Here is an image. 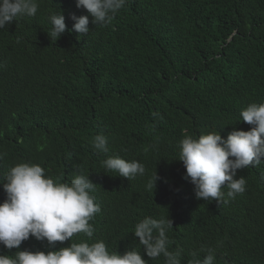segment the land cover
<instances>
[{
    "label": "trees",
    "instance_id": "1",
    "mask_svg": "<svg viewBox=\"0 0 264 264\" xmlns=\"http://www.w3.org/2000/svg\"><path fill=\"white\" fill-rule=\"evenodd\" d=\"M35 16L0 29V181L22 162L36 163L54 181L84 173L96 184L101 211L89 221L92 238L109 252L135 248L149 258L135 224L168 217L169 250L181 264L215 249L214 264H264V161L237 170L246 190L235 198L197 199L179 158L185 134L252 125L240 113L264 102V0H127L111 23L97 25L76 0H38ZM62 11L66 31L50 37V16ZM88 15L89 33L71 16ZM49 33V34H48ZM107 138V152L93 147ZM138 160L145 174L129 180L102 166L108 157ZM157 172L153 191L146 188ZM6 198L0 183V202ZM52 250L31 237L0 254Z\"/></svg>",
    "mask_w": 264,
    "mask_h": 264
},
{
    "label": "clouds",
    "instance_id": "2",
    "mask_svg": "<svg viewBox=\"0 0 264 264\" xmlns=\"http://www.w3.org/2000/svg\"><path fill=\"white\" fill-rule=\"evenodd\" d=\"M127 0H76L77 8L83 7L97 25L111 23ZM38 0H0V29L18 17L35 16ZM50 37L57 40L65 31L62 11L50 16ZM73 29L79 34L89 33V16L73 14ZM49 34V33H48ZM241 119L252 125L248 131L233 129L224 138L218 131L198 136L185 134L179 141V158L186 169V179L194 185L197 199L224 200L227 187L228 198H235L246 190V179L237 176V170L254 168L264 161V102L250 103L240 113ZM93 147L107 152V138L98 134ZM102 166L119 176L132 180L145 174V166L138 160L128 161L120 156L108 157ZM159 179L157 172L149 178L146 188L153 191ZM3 188L6 198L0 202V244L7 249H19L22 242L31 237L46 240L50 249L32 251L18 250L14 255L0 254V264H147L141 252L135 248L123 254L109 252L103 240L92 243L71 242L67 247L56 249V242L71 240L83 233L92 238L94 227L89 221L101 211L92 193L96 184L89 175L79 173L71 181H54L45 169L36 163L22 162L10 167L4 174ZM173 227L168 217H144L135 224L134 235L144 246L146 255L156 259L160 255L165 264H181L180 251H170L167 235ZM206 255L201 260L193 252L189 264H214L215 249L201 248Z\"/></svg>",
    "mask_w": 264,
    "mask_h": 264
}]
</instances>
